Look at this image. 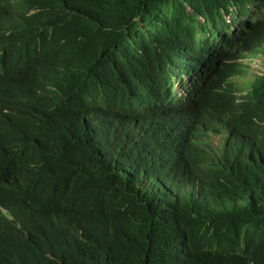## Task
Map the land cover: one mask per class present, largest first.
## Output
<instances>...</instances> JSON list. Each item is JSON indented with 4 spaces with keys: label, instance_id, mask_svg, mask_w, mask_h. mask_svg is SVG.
<instances>
[{
    "label": "trees",
    "instance_id": "obj_1",
    "mask_svg": "<svg viewBox=\"0 0 264 264\" xmlns=\"http://www.w3.org/2000/svg\"><path fill=\"white\" fill-rule=\"evenodd\" d=\"M263 40L264 0H0V264H264V75L224 88ZM188 113L226 135L198 222L152 177Z\"/></svg>",
    "mask_w": 264,
    "mask_h": 264
},
{
    "label": "clouds",
    "instance_id": "obj_2",
    "mask_svg": "<svg viewBox=\"0 0 264 264\" xmlns=\"http://www.w3.org/2000/svg\"><path fill=\"white\" fill-rule=\"evenodd\" d=\"M34 14L35 11H32L30 16ZM234 18L235 16L226 17L228 23H231ZM261 53L264 55V40L234 62L239 71L231 75L224 84V88L230 89L239 102L252 97L255 83L260 76L264 75L263 69L262 72L250 76V65L244 62L250 56ZM262 66H264V57ZM2 72L3 69L0 66V74H3ZM248 77L249 79L242 85V80ZM194 120V115L188 113L176 121V124L184 127L174 125L172 132L185 131L184 147L170 137L167 138L165 148L158 154L159 162L152 170V177L159 183L172 215L176 217L190 215L198 222L204 213L212 210L218 188L221 185H227L228 179L220 175L218 168L220 150L225 145L226 135L214 133L205 123L200 124L199 127H193ZM2 211L8 215L6 210ZM36 246L42 248L39 243H36ZM40 262V259L19 257L13 260L12 264H39Z\"/></svg>",
    "mask_w": 264,
    "mask_h": 264
},
{
    "label": "rangeland",
    "instance_id": "obj_3",
    "mask_svg": "<svg viewBox=\"0 0 264 264\" xmlns=\"http://www.w3.org/2000/svg\"><path fill=\"white\" fill-rule=\"evenodd\" d=\"M252 54V53H250ZM263 57L264 55L261 53L257 56H250L249 58L246 59L244 63H249L250 65V70H249V75H255L264 69V66H262L263 63ZM249 79V77L245 80H242V85Z\"/></svg>",
    "mask_w": 264,
    "mask_h": 264
},
{
    "label": "bare ground",
    "instance_id": "obj_4",
    "mask_svg": "<svg viewBox=\"0 0 264 264\" xmlns=\"http://www.w3.org/2000/svg\"><path fill=\"white\" fill-rule=\"evenodd\" d=\"M9 3V2H8ZM8 5V4H7ZM9 5H11V4H9ZM17 5H18V3H17ZM17 7V6H16ZM8 9V8H7ZM4 10V9H3ZM18 36V35H17ZM9 40V39H8ZM7 41V40H6ZM7 44V43H6ZM190 53V52H189ZM185 62V61H184ZM28 70H29V68H28ZM45 75V74H44ZM25 81V80H24ZM26 81H28V80H26ZM159 81V80H158ZM20 82H22V80L20 81ZM47 82H49V81H47ZM165 123H172V122H168V121H165ZM187 126H190L188 123H185ZM173 125H179L180 127H184V126H182V125H180V124H176V123H173ZM183 125H184V123H183ZM134 126V125H133ZM143 128V126H141V129ZM93 129V128H92ZM133 129V128H132ZM142 131V130H141ZM96 132H94L93 134H95ZM89 134H90V132H89ZM100 136V135H99ZM93 137V136H92ZM104 137V136H103ZM97 141V140H96ZM95 142V141H94ZM96 144V143H95ZM97 145H98V143H97ZM96 145V146H97ZM139 146V145H138ZM100 147V146H99ZM104 151V150H103ZM119 151V150H118ZM125 154V153H124ZM105 162V161H104ZM7 173H8V171H7ZM150 176V175H149ZM143 179V178H142ZM151 184H153V182L151 183ZM141 186V185H140ZM150 190V189H149ZM152 192V191H151ZM155 192V191H154ZM153 193V192H152ZM157 194V193H156ZM151 195V194H150ZM124 196V195H123ZM150 197V196H149ZM154 197H155V195H154Z\"/></svg>",
    "mask_w": 264,
    "mask_h": 264
}]
</instances>
